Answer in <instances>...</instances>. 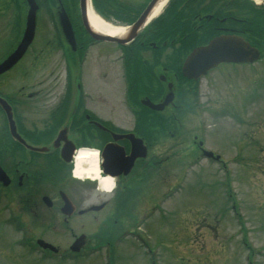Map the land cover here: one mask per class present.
<instances>
[{"label": "rangeland", "instance_id": "rangeland-1", "mask_svg": "<svg viewBox=\"0 0 264 264\" xmlns=\"http://www.w3.org/2000/svg\"><path fill=\"white\" fill-rule=\"evenodd\" d=\"M15 1L17 3L22 2V0ZM48 1L51 4L54 2V0ZM144 1L133 0L132 2L143 3ZM252 2L255 4L258 0H252ZM178 3H175L172 9L176 20L180 16ZM75 6L78 9V3H75ZM78 11L74 10V14L70 11L77 36L86 33L79 22ZM10 13L12 16L9 21L3 27L0 24V58L14 45L17 26L20 23L22 27L25 19V16L19 20L17 16L13 15V9ZM5 17H0V23L5 21ZM112 20L116 21L115 19ZM40 23L42 29L37 28V36L31 46L32 52H29L16 66V69L11 71L13 76L11 75L12 78L10 77L9 81L4 82L2 78L5 76L0 79V90L7 93L13 86H15L13 89H16L24 85V93L32 89L39 90V93H52L49 95L48 102V105L51 106L54 103L52 96L57 97L63 93L65 88L63 78L67 72V67L64 62H61L59 51L50 50L48 46H51L49 40L53 34L52 23L47 17ZM49 24H51L50 30L48 29ZM114 24L121 23L116 21ZM18 28L20 27L18 26ZM46 41L48 45H45ZM65 46L67 51L71 52V56L76 57V50L71 51L68 44ZM126 46L124 45V47ZM40 48L43 49L42 52L39 51ZM141 48L143 46H140L139 49ZM66 49H62L63 55H65ZM145 49L142 50V57L149 59L148 55L152 54V50ZM129 51L127 50L125 55L126 59L130 57ZM136 55L138 58L136 57L133 64L137 68L138 60L146 59L139 57V51ZM119 56V49L110 44H97L88 47L84 82L87 90H95L97 83L104 80L101 83L103 85L106 83L107 100H113L117 104L111 116L112 119L117 117L120 119L118 121L113 119V122L126 127L129 126L130 118L126 113L127 110L122 109L121 105L122 87L118 70ZM158 60L165 69L166 60L163 57ZM153 61H157V59ZM263 63H257L251 67L249 72L238 71L240 70L238 69L236 70L238 72L232 77L231 73L214 71L207 78H203L197 83L199 84L198 90H188L186 93L190 92V94L187 98L180 96L182 105L177 106V110L171 113L173 123L169 122L168 125L172 137L162 142L161 149V151L166 152L165 155L170 161L166 162L165 178L169 179L168 182L171 184L176 183L178 179L180 184L179 189L168 197V203L165 206L166 211L153 214V217L151 216L143 224L142 221L138 220L137 225H133V219L130 224L131 220L128 218H122L123 222L118 225L120 214L117 213V206L112 205L111 202L104 209L91 214V218L80 217L83 220L81 223L74 217L72 222L70 219L65 223L62 221L61 215L53 216L54 223H51L49 227H44L45 231L42 238L50 240L60 250L69 251L72 239L62 235L69 232V228H71L75 233L83 231L88 241L84 247V243L80 245L83 247L80 258L74 257V255L70 259L67 257L50 260L41 258L42 264H264V152L258 151L259 147L264 148V98L256 100L252 104L247 103L245 107L242 102L243 99L237 97L240 93H236L246 89L245 85L250 84V77L264 73V65H261ZM132 65L131 69H134ZM146 67L147 65L144 64L141 69ZM72 83H75V80ZM30 85L36 86L31 88ZM70 89L74 91L69 93H76L75 84ZM261 92H264V87H262ZM257 94L261 93H253L252 96L257 97ZM18 105L20 106L21 102ZM22 105L21 111L23 109L31 116L32 106H37L38 103L35 99H27L26 97ZM236 107L237 113L234 112ZM227 108L231 109L233 113L223 115L222 111L228 110ZM42 113L36 109L35 116L41 117ZM250 124L255 127L249 129ZM6 130L5 120L0 112V161L2 166L7 167L4 156L5 149L13 147L16 156H19L22 150L12 142L7 145L9 137ZM194 135L197 136L198 140H202L206 148L215 153H220L224 163L216 165L206 160H200L196 163L191 161L195 155H198L196 150L195 153L191 150H194V143L191 141ZM236 142L240 143L235 144ZM243 144L246 145L244 149L247 150V153L244 152ZM234 145H241L238 147L242 148L240 152H244L245 155L235 156L238 147L234 148ZM253 145H256L257 148ZM8 154L6 155L7 158H9ZM254 154H257L258 157L252 158L249 163H244V156L251 157ZM259 155H261V159ZM225 169L226 171H224ZM69 178L71 177L69 176ZM227 184L229 185V195L226 192L227 187H225ZM70 185L68 191L72 196H81L83 192H87L84 203L83 201H75L82 207L84 204L95 203L99 205L103 200L112 198V194H102L95 191L94 184L89 182H71ZM45 188L49 189L50 186L46 184ZM160 188L157 189L160 190ZM20 194H16L11 189L3 190V198L0 201V220L2 219V223H4L3 220L5 219L7 221L5 224L10 225L5 226L6 228L0 231V236L10 233L7 239H19V235H22L20 226L14 227L12 224L13 221H16L13 216L23 220L31 219L29 215L20 210L22 205L17 204L15 198L22 200L19 197ZM97 194L100 195L98 199ZM50 196H54V193ZM5 204L10 206L8 210L4 208ZM146 205L147 202L143 200L144 207H140L141 204H139L135 205L134 208L136 210L138 208V212L142 213L143 210L147 209ZM136 210L132 213L135 214ZM23 224L28 226L32 222L26 219ZM105 224L117 226L105 228L107 232L113 229L112 235L120 233L125 227L134 228L136 238L125 237L119 240L115 237V239H110L109 237L112 235L105 233L95 237L93 234L98 230L99 225L104 228ZM136 240H139L142 246L148 244L147 248L155 256V262L152 260L153 257H148L149 253L144 252Z\"/></svg>", "mask_w": 264, "mask_h": 264}, {"label": "flooded vegetation", "instance_id": "flooded-vegetation-1", "mask_svg": "<svg viewBox=\"0 0 264 264\" xmlns=\"http://www.w3.org/2000/svg\"><path fill=\"white\" fill-rule=\"evenodd\" d=\"M170 8L171 4L167 8V12L169 13ZM12 9L13 14L18 16L19 14L17 11L24 10L25 5L23 3H17L15 0H8V3L5 4L0 2V17H5L7 14L5 21L0 23L1 27L7 23L9 19V11ZM196 13L190 17L189 21L191 22V25L185 26L187 17H184L181 26H179V31L183 27L197 28L201 25L199 16H202V14ZM194 17L198 18L199 20L193 19ZM229 17L234 19L231 14H224L220 18H217L218 20H221L222 24L216 25L214 29L217 31L244 32L250 37V33L248 31H250L251 28V20L249 18H243L239 22H234L228 21L227 18ZM195 20L200 21V23L195 25L192 23V21ZM170 24L177 25L176 18H173L169 25ZM179 31L175 33H178ZM171 33V31L167 30L168 37L164 38L165 41L163 42V47L168 49V54H171V52L173 53L174 62L180 60V55L178 54L177 50L181 48V45H179L177 42V34L171 37ZM56 36L57 30L55 27H53L52 37L55 39L53 40L52 38L51 40V49L58 50L60 53L61 62H65L61 57L60 47V44H63V41L59 42V39L61 40V36ZM259 46L262 47L261 45ZM152 47L155 49L158 47V44L153 42ZM152 55L153 53L150 54L149 59L145 60V65L149 67L150 73L145 75L144 73L139 74V77H144L145 81L141 97L150 98L151 96L153 97L155 93H160V87L155 85V77H157V79H161L160 69H158L159 64L152 63ZM69 62L67 63L69 72L68 75L73 77L75 76V64ZM165 70L167 71H163L164 74L162 73L164 75L163 80L175 82L176 85L173 86L174 93H178L177 80H179V76L177 77V74L172 68L166 67ZM11 75L12 74L3 75V77L5 76L2 78L4 79V82H6V80L9 81ZM68 75L65 74L63 78L65 87L63 93H60L57 97L52 96V102L54 103L51 106L48 105V102L49 95L52 93H39V90L34 89L24 93V85H21L16 89H13L15 87L13 86L9 92L2 94L0 93V95L3 96L12 107L16 130L23 139V141H18L17 139L10 137L8 134L9 138L7 145H10L9 142H12L16 147L22 150V153L19 156H16V151H14L13 147H8L5 149L4 156L7 162L8 170L6 166H3V168L10 181L7 186H2L0 184V189H11L16 194L21 193L19 197L22 200H18V198L15 199L17 204L22 205V207L20 206L22 213L29 215L31 218L26 219L31 220L32 222V224H28V226L24 225L26 234L19 235V239H7V236L10 233L0 236V264H42V255L39 253L37 254V241L38 239L42 238L43 218L45 217L47 223H54L53 216L60 215L58 213L61 212V206L63 204L59 194L60 191H64L67 197L69 196L68 199L70 198L69 200L73 206V210L68 215V218H62L65 222H67L68 219H73V217L78 218L85 215L89 217V215H91V211L88 209L89 205L84 204L82 207L75 202L83 201L84 203L87 192H83L81 196H72L67 190L71 186V182L86 183V181H78L69 178L70 174L68 161H64V159L71 158L75 144L87 143L86 141H89L90 139L95 145H98L102 148V146L112 138L109 131H116L115 129H117L118 125L106 121V119L114 121L116 118H113V120L111 116L114 107H107V90L105 89L106 83L104 85L101 83L104 80L98 82L95 90H87L85 83L75 84V87L77 88L76 93H69L74 91L73 89H70L71 86L74 87V83H70L73 80H71ZM150 81L153 82V85L149 83ZM35 86L36 85L31 86V88H34ZM26 97L27 99H35V101L38 103L37 106H32L33 111L31 116L28 115V112L23 111V109L21 111L22 106L25 107L22 105V103H24ZM141 97H139V99H141ZM159 100L160 98H158L156 101ZM20 102L22 106L18 105ZM36 109L40 112H43L41 117L35 116ZM128 109L131 114H137L139 110L144 111V108L136 106H129ZM128 117L130 118L129 113ZM137 122L138 121L136 119L130 118L129 126L125 127L127 131L117 132H134L136 136L146 140L145 137L150 133H153L151 130L154 129V122L148 120L146 123L142 122L141 126H138ZM61 128H66V139L68 142L65 143L64 140H60L58 145L54 146V138L57 137L58 131ZM48 130L50 131L47 132ZM118 142L120 145H122L125 155H128V141L121 139ZM71 144L73 148L69 150V146ZM35 146H46L47 149H33ZM64 147V151L66 153H63L62 155L60 150ZM7 154L9 158L6 157ZM133 164L134 165L129 174L126 176L120 174L116 177V188L112 193V198L104 200L105 204L109 202L113 203L114 201L116 202L114 199L116 194L119 196V198L123 197L122 204L125 203L127 199L128 201H133L139 192V187L137 185L138 179L142 177L143 180V178H150L152 176L153 165L155 164V161L151 158H148V156L146 158H136ZM139 172L141 173L140 176ZM58 179H60L61 184L65 186V188H62L57 184ZM46 184L50 186L49 189L45 188ZM44 191H52L51 193H54V196L50 197L52 201L50 207L45 206L42 201ZM96 197L98 199L100 198V195L97 194ZM1 198L2 197L0 195V199ZM25 204H27V207H25ZM26 219H15L16 221L12 222V224L14 227L18 226L19 222L26 221ZM3 221L5 222L2 223V219L0 220V225H10L5 224L7 222L5 219ZM8 231H10L9 228ZM70 231L71 232L68 234L62 233V236H68L69 238L73 239L75 233L72 231V229H70ZM55 252L56 254L59 253L60 249ZM61 252H63L61 253L62 257H70L69 251L61 250Z\"/></svg>", "mask_w": 264, "mask_h": 264}, {"label": "water", "instance_id": "water-1", "mask_svg": "<svg viewBox=\"0 0 264 264\" xmlns=\"http://www.w3.org/2000/svg\"><path fill=\"white\" fill-rule=\"evenodd\" d=\"M157 0H152L141 16L137 19L135 23L129 28L128 34L125 40L131 39L135 34L137 29L141 26L145 16L148 11ZM30 8L27 15L26 28L23 37L17 47L3 60L0 62V73L12 66L23 54L26 47L33 37L34 30V10L36 5L34 0H27ZM82 6H84V0H81ZM64 31L69 30V25L66 21H62ZM90 34L97 39H109L118 40L124 42L121 38H108V36L94 32L88 28ZM70 31V30H69ZM258 57V52L240 36L237 35H220L214 37L206 46L198 47L193 49L190 54L185 59L182 72L188 78H197L206 73V71L220 62H245L253 61ZM172 100V94L166 95L163 103L151 106L154 109H162L164 105L168 104ZM0 104L3 108L7 109L6 103L0 98ZM150 105V104H149ZM205 154L211 156L210 152H205ZM144 155V153H142ZM0 180H5L4 172L0 168ZM81 243V240L77 242V245Z\"/></svg>", "mask_w": 264, "mask_h": 264}, {"label": "clouds", "instance_id": "clouds-1", "mask_svg": "<svg viewBox=\"0 0 264 264\" xmlns=\"http://www.w3.org/2000/svg\"><path fill=\"white\" fill-rule=\"evenodd\" d=\"M100 152L101 148L92 144H75L74 151L68 161L69 174L72 178L81 181L94 182L95 191L111 193L116 188L117 178L101 174L102 157Z\"/></svg>", "mask_w": 264, "mask_h": 264}, {"label": "trees", "instance_id": "trees-1", "mask_svg": "<svg viewBox=\"0 0 264 264\" xmlns=\"http://www.w3.org/2000/svg\"><path fill=\"white\" fill-rule=\"evenodd\" d=\"M131 3L132 2L130 1L107 0L106 4L101 8H107L108 13L115 15L117 18H120L123 21L131 22L140 11V7H142V4L133 5ZM152 26H154V36L156 38L157 36H167V30L171 31L174 34L179 29L176 24L167 25L163 19L154 21L152 23Z\"/></svg>", "mask_w": 264, "mask_h": 264}, {"label": "bare ground", "instance_id": "bare-ground-1", "mask_svg": "<svg viewBox=\"0 0 264 264\" xmlns=\"http://www.w3.org/2000/svg\"><path fill=\"white\" fill-rule=\"evenodd\" d=\"M166 0H157V3L154 5V7L152 8L150 14H149V18L152 19L155 15L158 14V12L161 10L162 6L164 5ZM87 9H86V14L88 17V22L90 27L97 31V32H101V33H106L108 35H123L126 28L122 27V26H114L112 24H110L109 22H106L105 20H103L99 15H97L88 5H86Z\"/></svg>", "mask_w": 264, "mask_h": 264}]
</instances>
